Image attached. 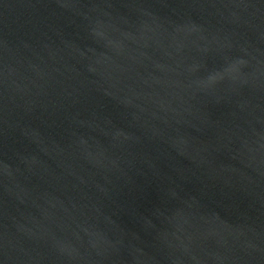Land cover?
I'll list each match as a JSON object with an SVG mask.
<instances>
[{
  "label": "water",
  "instance_id": "95a60500",
  "mask_svg": "<svg viewBox=\"0 0 264 264\" xmlns=\"http://www.w3.org/2000/svg\"><path fill=\"white\" fill-rule=\"evenodd\" d=\"M0 264H264V0H0Z\"/></svg>",
  "mask_w": 264,
  "mask_h": 264
}]
</instances>
